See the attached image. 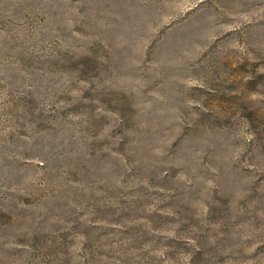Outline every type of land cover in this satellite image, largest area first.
<instances>
[{"label":"rangeland","instance_id":"rangeland-1","mask_svg":"<svg viewBox=\"0 0 264 264\" xmlns=\"http://www.w3.org/2000/svg\"><path fill=\"white\" fill-rule=\"evenodd\" d=\"M0 264H264V0H0Z\"/></svg>","mask_w":264,"mask_h":264}]
</instances>
